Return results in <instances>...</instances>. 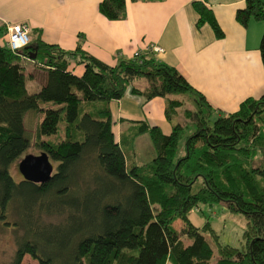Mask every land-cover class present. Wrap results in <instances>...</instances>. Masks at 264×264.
I'll use <instances>...</instances> for the list:
<instances>
[{
	"label": "trees",
	"instance_id": "obj_1",
	"mask_svg": "<svg viewBox=\"0 0 264 264\" xmlns=\"http://www.w3.org/2000/svg\"><path fill=\"white\" fill-rule=\"evenodd\" d=\"M194 8L197 25L209 24L222 38L210 10L198 2ZM99 12L122 20L125 0H102ZM236 20L264 25V0H246ZM259 53L264 69V29ZM70 60L84 66L80 77L68 71ZM29 61L36 70L30 78L44 72L32 94L25 86ZM141 80L145 88L132 86L131 93L163 98L171 133L141 123L119 144L109 103ZM179 98L194 108L183 111L185 124L178 120ZM30 111L41 118L28 132ZM263 127L264 93L245 99L234 113L216 116L181 74L151 57L108 66L80 45L65 52L37 39L12 52L0 43V223L21 231L9 264H22L25 256L37 264H209L212 249L188 215L199 204L216 203L248 220L244 248L219 247L216 264H264ZM143 134L155 156L138 166L133 143ZM31 148L55 164L46 183L16 182L10 174ZM51 217L61 220H45Z\"/></svg>",
	"mask_w": 264,
	"mask_h": 264
},
{
	"label": "crops",
	"instance_id": "obj_2",
	"mask_svg": "<svg viewBox=\"0 0 264 264\" xmlns=\"http://www.w3.org/2000/svg\"><path fill=\"white\" fill-rule=\"evenodd\" d=\"M101 1L0 0V43H6L7 25L24 24L31 42L39 39L65 52L80 45L82 51L108 66L133 59L137 53L151 57L181 74L204 96L216 116L234 113L245 99H257L264 93L259 53L264 25L249 20L243 26L236 20L246 0H125L126 17L115 21L101 15ZM195 2L210 10L222 38L215 37L209 24L197 25L200 16ZM152 47L162 52L155 53ZM68 71L80 77L84 66L70 60ZM43 82L44 72L39 71L36 78L26 79L27 92H37ZM132 86L143 90L146 83L134 82L121 99L109 103L115 141L120 144L141 123L169 135L164 99L133 95ZM134 157L135 164L144 165L137 160L136 151Z\"/></svg>",
	"mask_w": 264,
	"mask_h": 264
},
{
	"label": "rangeland",
	"instance_id": "obj_3",
	"mask_svg": "<svg viewBox=\"0 0 264 264\" xmlns=\"http://www.w3.org/2000/svg\"><path fill=\"white\" fill-rule=\"evenodd\" d=\"M32 62V63H31ZM34 61H29L25 64V76L29 79V73H34ZM183 101V107L179 109L178 120L185 124L187 123L183 117L185 109L194 110L192 104L185 98H179ZM40 114L30 111L26 116V131L34 130L36 122L40 121ZM60 126V125H59ZM185 132V135H188ZM138 138L134 143V148L137 154V160L140 164H146L155 156L151 140L148 135ZM182 144V143H181ZM26 154L39 155V151L30 149ZM16 162L11 166L10 174L13 179L18 182L22 180L19 174ZM53 165V171L55 164ZM192 225L199 229L200 233L204 236L205 240L212 249L213 255L209 264H216L218 260V248L222 246H230L232 248L242 250L245 246L244 232L248 226L247 218L237 212H232L225 208L221 203L212 205L199 204L188 215ZM46 221L57 223L61 218L51 217L45 218ZM182 226L181 221L173 224L175 229H180ZM21 235L19 229L14 228L11 224L5 225L0 223V264H9L14 256L16 250V238ZM185 245L191 244V240L183 238ZM22 264H37L29 256L23 258Z\"/></svg>",
	"mask_w": 264,
	"mask_h": 264
},
{
	"label": "water",
	"instance_id": "obj_4",
	"mask_svg": "<svg viewBox=\"0 0 264 264\" xmlns=\"http://www.w3.org/2000/svg\"><path fill=\"white\" fill-rule=\"evenodd\" d=\"M33 48L36 49V46H33ZM29 58L34 60L36 54L32 53ZM17 169L24 181L34 184L46 183L53 174V165L45 153L25 155L18 162Z\"/></svg>",
	"mask_w": 264,
	"mask_h": 264
},
{
	"label": "built area",
	"instance_id": "obj_5",
	"mask_svg": "<svg viewBox=\"0 0 264 264\" xmlns=\"http://www.w3.org/2000/svg\"><path fill=\"white\" fill-rule=\"evenodd\" d=\"M6 35L7 42L6 46L12 52L19 51L30 43L29 29L27 25L24 24H14L6 26ZM155 53L162 52L158 47H152L151 49ZM140 56V54H136L135 57Z\"/></svg>",
	"mask_w": 264,
	"mask_h": 264
}]
</instances>
